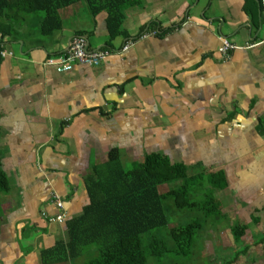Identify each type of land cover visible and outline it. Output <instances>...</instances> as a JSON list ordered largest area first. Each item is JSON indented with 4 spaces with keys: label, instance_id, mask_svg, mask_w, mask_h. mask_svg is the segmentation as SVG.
<instances>
[{
    "label": "crops",
    "instance_id": "0c3cea01",
    "mask_svg": "<svg viewBox=\"0 0 264 264\" xmlns=\"http://www.w3.org/2000/svg\"><path fill=\"white\" fill-rule=\"evenodd\" d=\"M244 3L140 0L116 37L107 12L93 15L82 1L49 34L43 15L2 17L0 157L10 190L1 196L0 264L42 263L88 203L86 178L112 149L224 170L223 211L244 215L249 228L243 248L214 251L210 264H264V10L253 19ZM76 35L108 49L107 58L65 73L47 66ZM224 38L238 46L229 56L219 51ZM63 213L65 222L50 220Z\"/></svg>",
    "mask_w": 264,
    "mask_h": 264
},
{
    "label": "trees",
    "instance_id": "16d2710c",
    "mask_svg": "<svg viewBox=\"0 0 264 264\" xmlns=\"http://www.w3.org/2000/svg\"><path fill=\"white\" fill-rule=\"evenodd\" d=\"M81 1L88 4L93 15L107 12L112 37L123 33L126 9L140 3V0H0V31L7 34L2 17L8 18L12 11L23 15L43 13L39 28L49 34L61 27V11ZM244 8L253 19L257 18L259 10H264V0H245ZM259 131L264 134V119ZM121 157L120 150L112 149L106 161L93 166L86 178L88 203L79 215L66 219V237L42 252L41 264H72L83 256L81 264H148L149 259L153 261L151 264H155L154 260L160 264H183L184 256L194 255L196 236L206 221L199 216L171 227L169 235L163 231L165 237L160 232L149 235L169 226L167 207L198 210L205 218L224 215L220 198L228 186L224 170L199 169L190 174L191 168L184 162H173L169 156L155 151L128 169ZM165 184L175 186L162 192L160 187ZM205 184H209L210 190L201 189ZM9 190L0 157V218L1 196ZM169 200L172 204H168ZM248 228L247 223L232 225L234 239L244 237Z\"/></svg>",
    "mask_w": 264,
    "mask_h": 264
},
{
    "label": "rangeland",
    "instance_id": "374dc122",
    "mask_svg": "<svg viewBox=\"0 0 264 264\" xmlns=\"http://www.w3.org/2000/svg\"><path fill=\"white\" fill-rule=\"evenodd\" d=\"M37 14L43 15L42 13H37ZM32 20H33V18H32ZM32 20L28 22L29 27L32 26ZM143 155L140 156L139 158H136V159H132V158L128 159L127 157H125V153H124L123 157H121V160H122V162L126 168L131 169L135 165V163H137V161L140 162L141 160H143V158H144ZM190 168H191L190 174L193 173L195 170L201 169V167H190ZM216 169H217V167H215V168L214 167H208L207 168V170H210V171L216 170ZM219 169H221V168H218V170ZM170 186H175V185L174 184H171V185L165 184V185L160 187V190L162 192H165ZM201 189H204L207 191V190H210V186H209V184H205L201 187ZM205 195H206V192L202 194L201 198H204ZM199 198L200 197H198L197 199L199 200ZM221 200H222V198H221ZM167 201L168 200H166V202H165L166 207H167ZM169 201L170 202H168V204H172V201L171 200H169ZM173 207L175 208V206H173ZM167 212L171 217V222H170L169 226L167 225L168 227L166 226V227H163L161 229H158L155 232L149 233V235H152V234L158 235L159 234L158 232H160L162 234L163 231H165L164 232L165 235H169V229L171 227L176 226L178 224L187 223V222L194 220V219H199L200 218L199 216L202 217V220L204 222L206 221L204 228L200 232H198V234L196 236L195 245H194V255H192L191 257H188L187 255L184 256L183 258L185 260V263H183V264H210V262H212L214 260L213 256L210 257L212 254H214V251L217 254L216 256H218V258H222L224 256V251H225L226 247L230 251V253H231L232 247L233 248L235 246L239 247V245H240L243 248L244 241L242 239L241 240H238V239L235 240L234 239L235 235L233 234V231H232V225L237 224L238 221H240L242 223L245 222L244 215H242L241 218L240 217L235 218L231 212L229 213V212L225 211L224 215H222L221 217L210 216V217L205 218V214L202 213L201 211H198V210H188V209H184V210L178 209L177 210V208H175V209L172 208V210H171L168 207H167ZM246 221H248V219ZM166 228H168V229H166ZM225 228H226V230H227V228H229V230L231 229V231H228V230L222 231L221 230V229H225ZM222 232L227 233L228 238L227 237L222 238L221 237V235H223ZM218 238H221L219 240L221 241V243L224 246H220L218 243H216ZM168 241L170 242V238L168 239ZM169 242H168V244H169ZM200 251H204L203 255L200 254ZM236 255H237V253H236ZM174 257L179 258L180 256H177V257L174 256ZM84 260H85V256L76 260L72 264H81ZM154 261H155V264H160L159 262H156V260H154ZM151 262H153V261L149 259L148 264H151Z\"/></svg>",
    "mask_w": 264,
    "mask_h": 264
},
{
    "label": "built area",
    "instance_id": "2783aa9c",
    "mask_svg": "<svg viewBox=\"0 0 264 264\" xmlns=\"http://www.w3.org/2000/svg\"><path fill=\"white\" fill-rule=\"evenodd\" d=\"M128 45L125 46L127 48ZM238 46L233 44L230 40L224 38L222 47L219 49L223 56H229L231 50ZM7 52H3L5 56ZM109 55L108 49H90L89 41L84 35H76L73 37L70 47L67 51L50 56L46 59L45 64L55 68L60 73L70 72L76 64L84 65H99ZM53 199L57 202L60 208L64 204L58 195H54ZM66 214H59L50 218L52 221L65 222Z\"/></svg>",
    "mask_w": 264,
    "mask_h": 264
}]
</instances>
